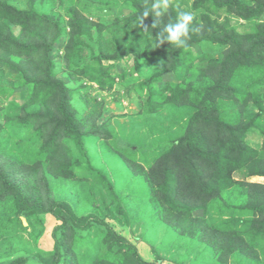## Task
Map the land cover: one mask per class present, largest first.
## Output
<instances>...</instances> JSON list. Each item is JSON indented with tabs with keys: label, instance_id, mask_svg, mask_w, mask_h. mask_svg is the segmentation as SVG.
<instances>
[{
	"label": "trees",
	"instance_id": "1",
	"mask_svg": "<svg viewBox=\"0 0 264 264\" xmlns=\"http://www.w3.org/2000/svg\"><path fill=\"white\" fill-rule=\"evenodd\" d=\"M24 1L0 0V51L8 54L0 80L15 83H0V93L22 86L27 94L0 107V264H159L161 245L151 246L153 260L143 258L108 221L125 228L128 202L143 207L139 219L151 229L203 244L208 255L191 264H264V182L250 180L264 178V0H167L159 17L155 0H102L125 12L112 21L95 20L91 0H69L63 17L48 9L63 0ZM180 12L193 15L184 44L160 42ZM194 45L208 50L204 59ZM61 48L69 77L107 90L137 83L148 112L175 111L176 132L153 146L135 137L127 147L109 143V131L78 114L74 88L57 75L52 52ZM128 58L132 66L119 71ZM143 62L149 71L141 78ZM97 139L101 155L92 148ZM61 179L60 197L53 181ZM47 214L57 223L44 250L34 243Z\"/></svg>",
	"mask_w": 264,
	"mask_h": 264
},
{
	"label": "rangeland",
	"instance_id": "2",
	"mask_svg": "<svg viewBox=\"0 0 264 264\" xmlns=\"http://www.w3.org/2000/svg\"><path fill=\"white\" fill-rule=\"evenodd\" d=\"M96 1V2H93ZM101 1V2H100ZM111 1V0H109ZM119 1V0H118ZM18 7H25L24 0H12ZM89 3L92 5V12H90L91 16L95 20H106L112 21L115 17L124 16L125 12L119 6V4H115L113 8H105L103 5L104 2L102 0H91ZM186 6L189 3H185ZM69 5V0H63L62 5L53 4V6L49 5L48 9L53 12L55 17H63L64 8ZM87 13V12H86ZM234 21V20H233ZM240 24H244L242 20H239ZM65 24V21H63ZM15 32L18 31L17 26H12ZM61 50V51H60ZM58 51L59 54L53 53V59L56 61V71L57 75L65 80V82L69 83L73 88V96L72 102L77 109L79 115H91L92 117H97V124L99 126L104 125V129L108 130L111 134L109 143H113L115 146L117 144L123 145L125 147L129 146L133 143L131 137H135L140 142H135L137 144H141L142 146L150 145L153 146V139L156 136H161L163 133H168L173 135L178 129V124L175 119V111L173 110H163L162 112L150 113L146 109V93L145 88L140 90L137 88V83L133 82L130 85H123L121 83H116L111 89H101L91 81H85V78L82 76H75L71 78L68 76V68L65 65L63 58L60 56L62 53V48ZM207 50L205 47H201L198 45H194V51L198 53L199 59H204V52ZM217 51V48L213 46L212 51ZM208 51V50H207ZM8 54L0 51V57H7ZM110 63L111 61H105ZM133 64V59H123L117 66L119 67V71H126L127 68L131 67ZM140 71H137V75H142L141 78L149 71V67L144 62L139 65ZM1 72V70H0ZM71 73V72H70ZM10 77H6V80L0 83L10 86ZM164 80L175 79L173 74H165L163 76ZM161 83V82H160ZM15 84V83H14ZM13 84V85H14ZM161 85V84H160ZM27 99V94L25 93L23 87L15 88L14 91H7L6 93H0V107L6 105L10 100L14 103L19 102L23 103ZM4 114L15 115L16 111L11 109H5L3 111ZM3 120H1L2 122ZM90 119V124H91ZM3 126V125H2ZM11 133L19 135L23 138L24 134L17 127H12ZM8 133L7 131H1V134ZM97 144L94 143L93 150L96 154L101 155L104 152L101 141L96 140ZM254 145L257 144V139H252ZM101 143V144H100ZM146 146V147H150ZM97 158L98 155L96 156ZM106 156H104V159ZM100 159V158H99ZM102 159V160H104ZM106 161V160H104ZM101 163V161L99 162ZM109 168L111 172L114 174V177L118 182L123 181V171L116 167V164L110 163ZM113 168L116 170L114 172ZM119 172V173H118ZM251 181H260L264 182L263 177H253L250 178ZM53 189L54 191L61 197L65 195V191L67 188L65 186V180H57L53 181ZM136 203V202H135ZM127 214L130 218V223L126 225L125 228L120 227V224L115 219H108L110 222L116 223V227L119 231H121L131 242L135 243L140 255L143 258L153 260L154 253L151 251V246L161 245L159 247V254L162 256L161 262L159 264H191L194 260L200 259L201 256H207L208 250L203 244L193 242L188 239L186 241L185 238L175 240L171 236L167 235L168 231L164 230L163 227L160 230L151 229L150 225L144 223L139 216L142 215L143 207L140 205H133L131 202H128L124 205ZM26 223V222H25ZM46 229L42 236L38 238V241H35L34 245L42 248L44 250H48L52 248L53 240H52V228L57 223V221L53 218L51 214L46 215L45 219ZM27 224V223H26ZM24 239H30V236L23 231L22 232ZM12 239H15L13 237ZM11 239V240H12ZM0 236V241H1ZM15 241H13L14 243ZM10 243V242H8ZM192 244V245H190ZM3 245V244H2ZM187 245H190V250L187 251ZM188 252V257L186 259V255ZM24 254V252H23ZM29 257V261L37 262L34 256L31 253H26ZM204 256L201 259H204ZM230 264L233 262L230 260Z\"/></svg>",
	"mask_w": 264,
	"mask_h": 264
},
{
	"label": "clouds",
	"instance_id": "3",
	"mask_svg": "<svg viewBox=\"0 0 264 264\" xmlns=\"http://www.w3.org/2000/svg\"><path fill=\"white\" fill-rule=\"evenodd\" d=\"M153 14L156 17L162 16L167 10V0H155L152 5ZM143 16H149V11L145 10ZM193 20V15L190 12H180L175 23L166 25L164 31L166 35L159 41L164 42L167 40L176 45H183L185 39L189 35V25ZM142 22V21H141Z\"/></svg>",
	"mask_w": 264,
	"mask_h": 264
}]
</instances>
